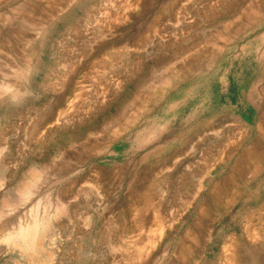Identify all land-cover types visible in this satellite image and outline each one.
<instances>
[{"label":"rangeland","instance_id":"obj_1","mask_svg":"<svg viewBox=\"0 0 264 264\" xmlns=\"http://www.w3.org/2000/svg\"><path fill=\"white\" fill-rule=\"evenodd\" d=\"M0 89V264H264V0H0Z\"/></svg>","mask_w":264,"mask_h":264},{"label":"bare ground","instance_id":"obj_2","mask_svg":"<svg viewBox=\"0 0 264 264\" xmlns=\"http://www.w3.org/2000/svg\"><path fill=\"white\" fill-rule=\"evenodd\" d=\"M6 87V86H5ZM4 88V87H3ZM3 88H1V89H3ZM9 88V87H8ZM0 89V91H2ZM5 89V88H4ZM10 89V88H9ZM8 89H5V91L6 92H8L7 91ZM4 91V90H3ZM2 91V92H3ZM80 155V154H79ZM77 156V155H76ZM98 156V155H97ZM79 157V156H78ZM85 157V156H84ZM86 157H88V155L86 156ZM89 157H91V156H89ZM95 157V156H94ZM66 158V157H65ZM76 158V157H75ZM74 158V159H75ZM58 159V158H57ZM57 159H55V161H57ZM60 159V158H59ZM63 159V158H62ZM68 159V158H67ZM73 159V160H74ZM89 159V158H88ZM71 160V159H70ZM76 160V159H75ZM1 161H2V159H1ZM54 161V160H53ZM52 161V163L54 164L55 163V161L53 162ZM59 161V160H58ZM57 161V162H58ZM60 161H62L61 159H60ZM66 161V160H65ZM72 161V160H71ZM78 161H80V160H78ZM83 161H84V158H83ZM80 162H82V161H80ZM64 163V164H63ZM62 164H61V162L59 163V164H61V166L60 167H57V171H56V173L54 174V176L56 177L55 179V181H56V183H55V181H54V183L53 184H56V185H59V187H60V184L62 185V183H60V180H57L58 179V177H60L59 175L61 174H63V173H65V172H68L69 170H70V163L67 161V162H63ZM83 163V162H82ZM58 166H59V164L58 163H56ZM71 164H72V162H71ZM80 164V163H79ZM1 165V164H0ZM92 165V164H91ZM55 166V165H54ZM75 166V165H74ZM77 166H78V164H77ZM1 167V166H0ZM45 166H43L42 168H44ZM3 168V167H2ZM51 168V167H50ZM56 168V167H55ZM41 169V168H40ZM49 169V168H48ZM51 169H53V168H51ZM73 169V168H72ZM32 171H31V173H33L32 175H33V178H32V180L30 179V183H28V187H25V189L23 190V192L21 193V196L20 197H17V198H19V200L17 201L18 203H17V205H22L23 206V204H25L28 200V198H30V200H31V198L32 197H30V194H31V196H32V194H33V192H31L30 190H32V187L34 188V186H36L35 184H36V182L38 183V181H40V178H41V176L42 175H40V173L42 174L43 173V170L41 169V172H40V170L37 172V168H33V169H31ZM45 170H46V168H45ZM75 170V169H74ZM8 171V170H7ZM53 172V171H52ZM1 173V172H0ZM45 173H47L46 171H45ZM49 173H51V172H49ZM68 173H70V171L68 172ZM77 173V171L75 172V174ZM97 173H98V171H97ZM44 174V173H43ZM66 174V173H65ZM99 174V173H98ZM49 175V174H48ZM70 175V174H69ZM68 175V176H69ZM45 176H47L46 174H45ZM52 176V175H51ZM54 176H52L51 178H53L54 179ZM67 176V177H68ZM0 177H2V175H0ZM78 177V176H77ZM5 178V177H4ZM43 178H45L46 180H47V177H44L43 176ZM64 178V177H63ZM69 178H71V177H69ZM75 178V177H74ZM3 179V178H2ZM81 179V178H80ZM90 179V178H89ZM95 179H97L96 177H95ZM94 179V180H95ZM42 180V179H41ZM50 180V179H49ZM48 180V181H49ZM68 180V179H67ZM75 180V179H74ZM5 181H6V179H5ZM43 181V180H42ZM48 181H47V183H46V185L48 184ZM51 181V180H50ZM62 181V180H61ZM69 181V180H68ZM73 181V180H72ZM71 181V182H72ZM76 181V180H75ZM97 181V180H96ZM2 182V181H1ZM0 182V183H1ZM3 182H4V180H3ZM41 182V181H40ZM63 182V181H62ZM70 182V181H69ZM82 182H84V181H82ZM95 182V181H94ZM44 183H45V181H44ZM75 183L76 182H74L73 181V183L72 184H74L75 185ZM4 184V183H3ZM43 184V182H41V185ZM53 184L51 185V184H49L48 186H53ZM68 184V183H67ZM70 184V183H69ZM83 184V183H82ZM89 184V183H88ZM97 184V183H96ZM127 184H128V182H127ZM1 185V184H0ZM40 185V186H41ZM79 185V184H78ZM86 184H85V182H84V186H85ZM39 186V187H40ZM45 186V185H44ZM65 185H62L61 187H64ZM84 186H79L80 188H82V187H84ZM5 187V186H4ZM38 187V188H39ZM42 187V186H41ZM40 187V188H41ZM69 187H70V189H71V186L69 185ZM68 187V188H69ZM78 187V188H79ZM91 187V186H90ZM99 187V186H98ZM97 187V188H98ZM1 188H3L2 186H1ZM8 188V187H7ZM24 188V187H23ZM39 188V189H40ZM46 188V187H45ZM55 188V187H54ZM67 188V186L65 187V189ZM86 190L87 191H89L88 190V186H86ZM91 188H93V187H91ZM59 190L58 191H60V189H62V188H58ZM70 189H69V191H70ZM95 189V188H94ZM94 189H92V190H94ZM1 190V189H0ZM3 190V189H2ZM5 190V189H4ZM35 190V189H34ZM54 190V189H53ZM56 191H57V188L55 189ZM95 190H97L96 191V193L95 192H93V193H95V195H96V198L94 199V200H96V207L97 206H99V202H100V198H102V197H99L100 195H99V190L98 189H95ZM94 190V191H95ZM8 191V190H7ZM79 191L80 190H78V194H79ZM82 191V190H81ZM2 192V191H1ZM35 192H38V191H36L35 190ZM35 192H34V194H35ZM60 192H63V194H64V190L62 191H60ZM60 192H58V193H60ZM75 192V191H74ZM83 192H85V191H83ZM82 192V193H83ZM91 192V191H90ZM39 193V192H38ZM92 193V192H91ZM37 194V193H36ZM74 194V193H73ZM47 195V194H46ZM66 195V194H65ZM69 195V194H68ZM75 195H77V192H76V194ZM82 195H84L85 196V193L84 194H82ZM90 195V194H89ZM92 195H94V194H92ZM101 195H102V193H101ZM35 195H33V197H34ZM70 196V195H69ZM87 196V195H86ZM85 196V197H86ZM91 196V195H90ZM56 197V196H55ZM62 197V196H61ZM60 197V198H61ZM75 197V196H74ZM77 197H78V195H77ZM81 197V195H79V198ZM95 197V196H94ZM36 198V197H35ZM73 198V197H72ZM78 198V199H79ZM83 198V196L81 197V199ZM86 199V198H85ZM106 199V198H105ZM27 200V201H26ZM76 200V199H75ZM93 200V199H92ZM45 201V200H44ZM61 201L62 202H64L63 201V198H62V200H60V203H61ZM71 201H74V199L73 200H71ZM80 201V200H79ZM86 201V200H85ZM66 202V201H65ZM68 202V201H67ZM102 202V201H101ZM100 202V203H101ZM29 203V202H28ZM75 203V202H74ZM74 203H72V204H74ZM5 204V203H4ZM37 204H38V206H39V201L37 202ZM37 204H35V205H37ZM51 204V203H50ZM65 204V203H64ZM68 204V203H67ZM6 205H7V203L5 204V207H6ZM13 206H12V208L14 207V204H12ZM16 205V206H17ZM33 206H34V204H32ZM101 205V204H100ZM8 206H9V204H8ZM7 206V207H8ZM20 206H18V207H20ZM32 206V207H33ZM53 206V205H52ZM60 206V205H59ZM61 206H62V203H61ZM60 206V207H61ZM79 206H80V204H79ZM3 207H4V205H3ZM6 207V208H7ZM10 207H11V205H10ZM59 207V208H60ZM63 207V206H62ZM94 207V206H93ZM34 208V207H33ZM57 208H58V206H57ZM90 209H91V207H90ZM6 210V209H5ZM9 210H12V209H9ZM33 210V209H32ZM57 210V209H56ZM55 210V211H56ZM60 209H58V211H59ZM92 210V209H91ZM96 210V209H95ZM8 211V210H7ZM31 211V210H30ZM64 212L66 211L67 212V209L66 210H63ZM94 211V210H93ZM112 212V211H111ZM9 213V212H8ZM12 213V212H11ZM34 212L32 211V213L31 214H33ZM1 214H2V211H1ZM0 214V215H1ZM67 214H68V212H67ZM2 215H5V214H2ZM59 215H62V213L61 214H59ZM58 215V216H59ZM69 215V214H68ZM37 216V215H36ZM35 216V217H36ZM51 216H53V215H51ZM63 216H65V215H63ZM60 217V216H59ZM69 217V216H68ZM50 218V217H49ZM58 218V217H57ZM57 218H53V219H57ZM62 218V217H61ZM43 219L44 218H39V220H38V218L36 217L34 220H33V218H32V220H33V222L32 223H30L29 225H25V224H23V225H20V224H18V225H20L19 226V229L18 230H16V231H12V232H14V233H12L11 235H9V237L8 238H6V241H7V243L11 246V248L12 249H14V250H16V251H18L19 253H20V255H22L23 257L24 256H26V258H28V257H30V259H33V258H35L36 256H41V257H44V258H46V260H47V263L49 262V264H53V253L51 252V250H49L48 248H46L45 247V242H46V240L47 239H49V238H51L52 236H53V233H52V230H51V225L48 223V222H46V221H43ZM59 219V218H58ZM63 219V218H62ZM14 220V219H13ZM41 220V221H40ZM47 220V219H46ZM52 220V219H51ZM25 221V220H24ZM29 221V220H28ZM60 222V221H59ZM6 224V223H5ZM52 224V223H51ZM14 230V229H13ZM8 231V230H7ZM55 233H56V231H55ZM5 237V236H4ZM54 237V236H53ZM3 238V237H2ZM4 240V239H3ZM51 240H54V239H51ZM48 242V241H47ZM4 243H6V242H4ZM7 244V245H8ZM129 246H131V245H129ZM7 247V246H6ZM51 248V247H50ZM129 248V247H128ZM130 249V248H129ZM129 253V252H128ZM131 253V252H130ZM117 254V253H116ZM126 255V254H125ZM121 256V255H120ZM128 256V255H127ZM131 256V255H130ZM129 256V257H130ZM112 258V257H111ZM86 259V258H85ZM129 259V258H128ZM28 260V259H27ZM37 260V259H36ZM96 260V259H95ZM130 260H131V258H130ZM114 261V260H113ZM92 262V261H91ZM118 262V261H117ZM121 262V261H120ZM43 263V262H42ZM116 262H114V264H115ZM119 263V262H118ZM124 263V262H123ZM126 263V262H125ZM131 263V262H130ZM85 264V263H84Z\"/></svg>","mask_w":264,"mask_h":264}]
</instances>
